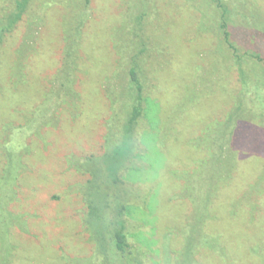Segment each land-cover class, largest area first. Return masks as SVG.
<instances>
[{
  "label": "rangeland",
  "instance_id": "obj_1",
  "mask_svg": "<svg viewBox=\"0 0 264 264\" xmlns=\"http://www.w3.org/2000/svg\"><path fill=\"white\" fill-rule=\"evenodd\" d=\"M222 2L239 59L217 0H31L0 39V264H108L103 184L78 169L126 118L134 54L146 99L126 243L144 264H182L191 244L189 264H264V67L243 57L264 60V0Z\"/></svg>",
  "mask_w": 264,
  "mask_h": 264
},
{
  "label": "trees",
  "instance_id": "obj_2",
  "mask_svg": "<svg viewBox=\"0 0 264 264\" xmlns=\"http://www.w3.org/2000/svg\"><path fill=\"white\" fill-rule=\"evenodd\" d=\"M30 2L31 0L15 1L14 10L10 15L4 17L10 18L8 20L6 19L5 22L0 25V39H3L5 34L13 32L15 26H17V24L21 21L22 15L26 13ZM217 3H219L221 8L219 31L222 35V41L231 50L233 56L235 58L238 57L237 59H239L241 55L238 53L235 45L230 41V34L227 29V15L229 14V9L226 3L222 2V0H217ZM237 10L238 9H234L235 12ZM231 12L232 10L230 13ZM144 17V13H140L138 15L137 23L139 30H141L140 27L143 24ZM219 44L224 47L222 42H219ZM244 55L245 56L243 57H249L250 59L254 60L259 67H264V60L258 54L246 52ZM138 58V55L134 54L131 58V67L128 69L127 73L124 72L125 76L127 75V81L125 84L127 86L124 90L127 95L124 97V100L130 101L129 105L122 106V113L128 109L126 118L122 121V114H116L115 116H112L111 121H113V125L109 128L110 134L103 141V155L99 158L87 157L84 159L83 164H80L84 171L78 169V171H81V173H91V179L87 182V184H90L93 179H97V184H103L99 186L96 184V186L101 190V205L104 211L108 210L110 212V218L104 227V232L100 234L94 233V235L106 234L105 237L100 239V244L106 249L104 258L107 260L108 264H144L142 258L146 255V251L144 252L143 249L140 248L139 258L136 255L133 247L126 243V238L123 233L124 230H126L127 225H129L127 219L131 214L129 209L132 207L128 205V198L124 197L125 191L121 185L123 179L122 172L124 173V170L128 169L129 167L134 168L130 165H132V162L138 157V155L134 153L137 145L136 140L138 139L139 135L137 134L140 124L138 122L142 115V105L145 104L146 99L143 89V85H145L143 81L144 78L141 77L142 75L139 73L138 68L134 65V63L137 64ZM132 67H134L135 70ZM262 73L264 74V72ZM97 160H99L100 163V170H90L87 165ZM171 187L174 186L172 185ZM103 188L106 189V192L103 190ZM107 189L109 190V194ZM177 192L178 191H175V188H173L171 193V195H173L172 197H175ZM140 194L141 199L148 197L147 193H145L143 189L140 191ZM83 200L87 208L85 221V225L87 226L89 224V214L98 209L96 204L99 203H97V201L94 199L90 188H85L83 191ZM192 249L193 246L191 244L189 247V253L184 256L182 264L190 263L188 256L191 258Z\"/></svg>",
  "mask_w": 264,
  "mask_h": 264
}]
</instances>
